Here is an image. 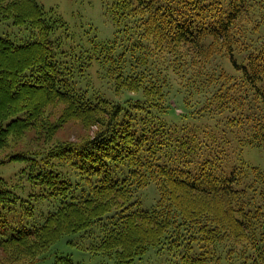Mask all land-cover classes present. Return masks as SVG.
Wrapping results in <instances>:
<instances>
[{"label":"trees","instance_id":"obj_1","mask_svg":"<svg viewBox=\"0 0 264 264\" xmlns=\"http://www.w3.org/2000/svg\"><path fill=\"white\" fill-rule=\"evenodd\" d=\"M14 1L0 0V22L11 18L36 33L20 45L0 37V85L9 91L0 98V151L10 138L37 131L45 102L34 100L36 92L63 99L83 123L100 114L106 120L90 141L51 149L42 164L29 153L6 156L26 162L23 172L38 188L29 197L43 198L52 210L38 216L37 203L0 179L5 264H35L63 237L89 235L92 227L91 250L115 264H134L164 246L180 252V264H264V172L242 157L245 148L264 150V0H109L112 20L138 18L142 38L135 35L121 53L114 42L80 49L67 65L66 24L38 0H26L23 12L17 7L23 0ZM149 27L158 50L187 45L189 59L174 53L153 60L143 44ZM126 53L134 65L124 73ZM219 59L233 76L219 70ZM93 61L114 70L115 91L141 98L116 103L87 84L78 87L76 77ZM145 64L147 73L138 70ZM174 75L185 83L176 84ZM169 95L181 97L179 122L167 118ZM150 184L158 199L144 208L139 195ZM63 258L55 264H74Z\"/></svg>","mask_w":264,"mask_h":264},{"label":"rangeland","instance_id":"obj_2","mask_svg":"<svg viewBox=\"0 0 264 264\" xmlns=\"http://www.w3.org/2000/svg\"><path fill=\"white\" fill-rule=\"evenodd\" d=\"M15 1L18 2L19 0ZM38 3L45 11H51L56 17L61 18V21L65 23L68 28L67 39L63 47L67 50L65 55L66 58L64 57L61 60L64 64H69L71 60L75 61L76 55L80 54V49H83V51L94 49L96 45L103 43L114 42L115 53H121L122 49H130L129 45L137 40L135 35L140 34L141 37L143 31L141 28V21L138 18L133 19L129 18V16H125L124 19H119L114 22L110 15L112 11L110 9L111 1L109 0H38ZM17 7L21 12L24 10L27 11L30 7V3L23 0ZM26 17H28L27 13ZM35 18L37 17L35 16ZM17 23H19V21L13 22L11 18L0 22V37L7 38L15 44L20 45L29 41L30 36L33 38L32 35L35 34L36 31L32 28L30 29L28 24L21 25ZM129 23L134 25V29L131 31L129 29L126 30V26H128ZM145 38L146 39H143V44L146 46L145 48L148 47L149 54L153 55L151 58L155 61L159 60L158 54L160 56H165L168 58L167 60H169L173 58L174 53H180L185 59H189L188 52L191 51L190 53H192V48H189L187 45H176L175 47L173 43H167V47L164 45L160 46L163 52L158 50L157 47L159 44L157 42L159 41V37L152 27L147 28ZM143 47L140 46L141 55L144 53V51H142V49H144ZM98 55L99 53H93V58L99 59ZM83 56L82 54V57ZM124 57L125 60L128 61L124 64L122 63V65L126 67L124 73H127L131 70L130 64H134L131 59H129L130 56L127 53ZM9 61L13 63L16 62L15 60ZM218 63L220 65L218 66L219 70L222 69L224 74L226 73L232 76L235 74V71L230 69L227 62L224 63V61H220L219 59ZM216 64L215 60L212 66ZM132 70L137 71V68H133ZM138 70H143V72L147 73V71H150V64H145L144 66L139 65ZM81 75L83 78L79 76L76 77L78 87L81 86L82 89V86L87 84V86L94 91L96 97H103L104 99H109L116 103L123 102L126 99L135 100L141 98V94H138V91L127 92L121 89L115 91V89H113L115 83L114 70L111 73H107L105 67L100 68L94 61ZM173 77L176 84L185 81V78L184 80H180V77L177 75ZM174 89L176 88L172 87V90ZM114 91L116 94H114ZM8 94V89L0 85V98H4ZM46 94H44L45 96L43 95V97L40 96L39 92L33 95L34 100H38V102L43 100L45 102V106L43 104L40 107L41 110L44 108L43 120L40 119V121L42 123L45 122V126L41 127L42 123L40 122L37 131L30 130L20 138H10L8 140V148L4 151H0V179H3L7 183V187L12 192L18 194L22 199H31V201L37 203L35 204L37 207V215L42 218L52 210V206L50 203H47V201H44L43 198L29 197V195L36 194L38 188L37 186L31 185L29 176L23 172L26 168V162L9 160L6 156L12 153H29L36 158L35 162L37 164H42L46 160V155H48L51 149L58 146L67 147L90 141V139L99 133L106 120V115L100 114L97 117L92 116L90 122L83 123L81 119L82 116H80L81 114L72 113V108L69 107L63 99H53L50 101V99H47ZM169 96V103L172 106L167 114V118L172 122H179L180 117L178 113H180V111L184 112L181 97ZM194 101L196 100L189 99L191 106ZM242 157L249 165L258 167L264 172V150H259L258 148H245ZM139 198L144 208L153 206L158 199L156 186L150 184L146 189L140 192ZM87 232L89 235L81 232L77 235L63 237L50 248L44 260L36 262L35 264H55L56 259L62 256H64V258L70 257L74 264H115L112 258L96 254L91 250V245L96 240V238H94L97 234L96 227L88 229ZM22 258L23 257L20 256V259ZM3 259L4 258L0 255V264H5V260ZM19 263L23 264L22 260L16 262V264ZM134 264H180V252L169 250L166 246L162 247V249H150L140 259L135 260Z\"/></svg>","mask_w":264,"mask_h":264}]
</instances>
